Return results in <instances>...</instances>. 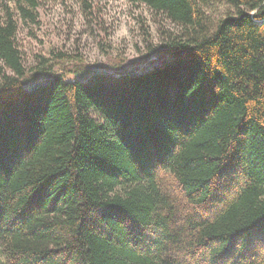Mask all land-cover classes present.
Here are the masks:
<instances>
[{"label": "trees", "instance_id": "trees-1", "mask_svg": "<svg viewBox=\"0 0 264 264\" xmlns=\"http://www.w3.org/2000/svg\"><path fill=\"white\" fill-rule=\"evenodd\" d=\"M128 1L195 34L142 72L29 84L0 12V264H264V0L203 37L195 0Z\"/></svg>", "mask_w": 264, "mask_h": 264}, {"label": "rangeland", "instance_id": "rangeland-1", "mask_svg": "<svg viewBox=\"0 0 264 264\" xmlns=\"http://www.w3.org/2000/svg\"><path fill=\"white\" fill-rule=\"evenodd\" d=\"M195 2L206 16L207 30L201 37L210 35L219 20L236 14L225 0ZM0 5L1 14L7 6L16 21L29 84L57 73L73 80L142 72L169 59V41L195 34L194 27L184 28L128 0H37L35 6L22 1L28 16L16 0H0Z\"/></svg>", "mask_w": 264, "mask_h": 264}]
</instances>
